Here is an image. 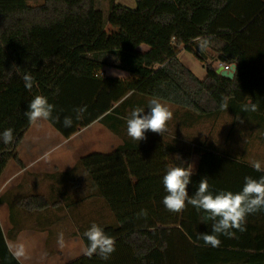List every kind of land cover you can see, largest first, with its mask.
Masks as SVG:
<instances>
[{
	"label": "trees",
	"instance_id": "obj_1",
	"mask_svg": "<svg viewBox=\"0 0 264 264\" xmlns=\"http://www.w3.org/2000/svg\"><path fill=\"white\" fill-rule=\"evenodd\" d=\"M134 1L143 34L123 48L92 53L76 48L92 45L99 35L95 0H44L34 7L0 3V133L11 128L14 137L10 144L0 142V177L9 161H18L17 148L32 125L24 114L29 102L44 96L54 105L46 121L63 139L99 123L120 140L110 153L84 155L70 170L47 176L46 196L15 203L35 215L31 230L47 233V245L57 234L52 228L59 231L70 220L74 231L68 237L80 238L84 246L93 223L115 241L108 260L83 255L66 264H264V211L247 217L245 231L219 236L214 248L199 239L211 234L202 213L190 204L172 213L162 203L167 168L189 167L191 156L198 162L190 196L202 178L216 193L238 192L246 176H264L251 166L259 161L264 168V161L249 153L264 152V0ZM201 38L210 41L203 53ZM181 50L201 63L203 80L181 63ZM216 63L235 65L233 79L216 74ZM105 68L128 78L104 77ZM25 74L34 78L31 90L25 88ZM153 98L175 109L172 121L180 128L227 118L224 146L196 141L192 151L178 147L169 121L164 136L147 131L145 140L133 141L126 117L134 108L147 113ZM244 104H256L257 111H242ZM76 108H86L79 120ZM65 117L72 119L71 127L63 126ZM16 218L11 204V227L5 235L0 227V264H19L7 246L23 229ZM23 218L31 220L30 214Z\"/></svg>",
	"mask_w": 264,
	"mask_h": 264
},
{
	"label": "rangeland",
	"instance_id": "obj_2",
	"mask_svg": "<svg viewBox=\"0 0 264 264\" xmlns=\"http://www.w3.org/2000/svg\"><path fill=\"white\" fill-rule=\"evenodd\" d=\"M116 1L118 2L119 0ZM132 2H134L135 4L134 0H132ZM42 3L39 4V2L35 1L33 6H30H39ZM103 23L106 24V32H103ZM95 26L99 32H102L99 42L112 37L114 40H116L115 44L120 45L122 43L121 41L128 38V35L134 30V18L130 14L126 15L124 12H120V14L117 15L115 14V10H109L108 6L102 3L97 10V21L95 22ZM146 49L147 48L145 46H140L141 51H144ZM178 58L185 66L189 67V69H191L196 75H198V77H200L201 72H203V74L205 73L201 63H199L189 53L181 50ZM216 65L218 66L219 64H215V67H217ZM168 108L173 114L175 109L173 107ZM169 122L170 129L168 131L169 133H171V136L175 138V140L171 138L173 139L171 141H176V145L178 147H184L188 151H192V149L196 145V141L200 143L212 142L215 145L224 146L223 139L225 136V132L230 124L228 119L224 118L217 123L206 122L203 125L196 126L191 129H184L177 127L172 119L169 120ZM27 131L29 133L24 139L22 147H24L25 144L31 141H40L43 144L44 148H46L44 150V152H46L44 155H42L43 157L41 158V164H45V166H57L56 168L59 172L66 171L69 168H72L77 160L84 155L90 153H110L120 143L118 137H116L99 123H94L91 126L81 130L78 134L72 136L68 140H64L45 120L39 121L36 124H32ZM235 150H239V148ZM249 153L255 158H259L258 160L264 161V152L262 149H251ZM197 162V157L191 156L189 166H192L193 172L196 170ZM9 164V167L5 168L2 176L0 177V187L2 186V183L6 180V178L14 173V170L12 169L18 171V174H16L15 178L13 177L11 179L12 182L5 188L4 192L2 193L5 195V200L11 201L13 203V211L17 215H19V218H16V220H19V226L23 227L22 232L20 233V240L18 241V243H16V245L22 243L25 246V255L29 257H37L40 260H42L41 258L44 256L47 259L51 258L49 261L50 263L52 262V264H64L71 259L81 257L82 250L85 247L84 244L78 237H68L69 233L71 234V232L74 231V228H72L71 226V220L70 222L62 223L60 229H58L59 231L55 230V226L52 228L54 233L57 232V234H55V238L50 239L52 241L49 245H47L46 243H44V245L41 242L40 232L38 230H31V228L35 225V223L32 222L34 221L33 217L35 215L32 214V212L15 206V203L18 199L26 197L27 195L25 194H44V184L37 183L35 190H32L30 192H28L27 190H25L24 193H16L15 190L10 191L11 188L18 183H21L23 186H25L26 189V186H28V171L22 172L19 166L16 165L13 161H9ZM84 178L86 181L85 176ZM85 186L86 185L82 186L83 195L88 193V190ZM86 207L87 206H83V208ZM79 210L83 209L80 208ZM27 214H30L31 220H27V222H25L23 217ZM1 219L6 230L11 227V223L9 221V213L8 217L6 218H3V216L1 215ZM28 233L32 234L33 236L28 237ZM60 233H63L64 238L62 247L57 243L58 235ZM36 262L41 264L42 261L36 260Z\"/></svg>",
	"mask_w": 264,
	"mask_h": 264
},
{
	"label": "clouds",
	"instance_id": "obj_3",
	"mask_svg": "<svg viewBox=\"0 0 264 264\" xmlns=\"http://www.w3.org/2000/svg\"><path fill=\"white\" fill-rule=\"evenodd\" d=\"M197 43L199 50L203 53L208 49L210 41L209 38H201ZM234 73L235 65L231 74ZM23 81L25 88L31 90L35 82L32 75L25 74ZM147 109L149 111L145 113V109L134 108L126 117L127 135L133 141L145 140L147 131L161 136H164L167 131V123L173 115L169 108L158 98H153L149 101ZM53 110L54 105L49 103L46 97L37 95L29 102L24 114L30 124H36L39 121L51 119ZM241 110L255 112L257 105L244 104ZM74 111L77 113L76 119L79 120L86 108H76ZM72 124L73 121L70 117L64 118V127H71ZM13 139L11 128L0 133V142L5 145L12 143ZM251 166L257 172L264 171L259 161H253ZM192 174V166L168 167L162 177V184L167 193L163 197L162 203L167 211L177 214L190 204L197 213H202V222H211V234L201 233L199 236L204 246L219 247L221 243L219 236L232 238L233 230L245 231L247 217L264 211V176L259 179L246 176L242 190L238 192L220 190L216 193L210 191L207 179L202 178L196 191L190 196L188 186L191 183ZM146 214V211L142 210L141 215ZM84 236L88 243L83 248L82 254L89 258L96 255L102 260H108L116 250L114 239L106 235L103 229L95 223L84 233ZM57 243L59 246H63V233L58 235ZM10 251L15 258L20 259L25 255V246L22 243L14 247L10 246Z\"/></svg>",
	"mask_w": 264,
	"mask_h": 264
},
{
	"label": "crops",
	"instance_id": "obj_4",
	"mask_svg": "<svg viewBox=\"0 0 264 264\" xmlns=\"http://www.w3.org/2000/svg\"><path fill=\"white\" fill-rule=\"evenodd\" d=\"M35 1L39 2V4H40L44 0H0V3L1 2L25 3L29 6L30 5L33 6ZM102 3L106 4V6H108L109 10H111V9L115 10V14H117V15L120 14V12H124L126 15L130 14L131 16H133V18H134V30L132 31V33H130L128 35V38L121 41L122 43L120 45H116L115 44L116 40H114L112 37H109L108 39H105L102 42H99L102 32L98 31L99 35H98L96 41L92 45H88V46L85 45V46L77 47L76 51L78 53H92V52H96V51H100V50L120 49V48H123V47L129 45L137 37H139L140 35L143 34V28H142L140 16H139V13L137 11L136 5L134 4V2H132V0H119L118 2L116 0H95V9H96L95 22L97 21V10L101 6ZM103 27H104L103 32L104 31L106 32V24L103 23ZM138 50L140 52L146 51V50L141 51L140 47L138 48ZM185 67L187 69H189V67H187V66H185ZM213 67H214V69L217 68V67H215V64ZM189 70L194 74V76L197 79H199V80L204 79L205 73L203 74V72H201L200 77H198V75H196L191 69H189ZM102 76H104V77L105 76H107V77L113 76L112 78H118L121 80H125L128 78L127 73H124V72H121V71H118L115 69L114 70L108 69V68H105L103 70ZM28 133L29 132L27 131V133L24 135L21 143L19 144V146L17 148L18 161L12 160L16 165L19 166V168L21 169L22 172L28 171V180H27L28 186H26V189H25V186H23L21 183H18V184H15L11 188L10 191L15 190L16 193L17 192L24 193L25 190H27L28 192H30L32 190H35L37 183H40V184H44V186H43L44 194H42V195L39 194V196L44 197L48 194V190L50 189V183L47 181V176H49L52 173L59 172V171L56 168L57 166H49V165L45 166V164H41L42 163L41 158L43 157L42 155L45 154L46 151L44 152V150L46 148H44L43 144L40 141H36V140L31 141V142L25 144L24 147H22L24 139L26 138ZM8 165H10V164L8 163L6 165V167H9ZM70 169L71 168H69L68 170H70ZM12 170H14L13 171L14 173L12 175L8 176L6 178V180L2 183V186L0 187V214L3 216V218L8 217L9 205L12 204V206H13V203L11 201L5 200L4 199L5 195L2 194L5 190V188L12 182L11 179L13 177L15 178L16 174H18V171H16L15 169H12ZM68 170H66V171H68ZM60 172H65V171H60ZM46 189H47V191H46ZM32 194H25V195L31 196ZM1 215H0V227H1V230L3 232V235H5L7 230L2 223ZM27 236L31 237L33 235L28 233ZM20 237L21 236L19 234L16 237V239L14 240V242L9 243L7 241V246H8L9 251H10V246L14 247L16 245V243H18V241L20 240ZM40 237H41L40 238L41 242L43 244L46 243L47 233L40 232ZM10 253L12 254V251H10ZM81 256H83V254ZM15 259L19 262V264H39L36 262V260L42 261L41 264H45V263L52 264V262L50 263V261H49L51 258L47 259L45 256L41 258L42 260L38 259L37 257L34 258V257H29L27 255H24L20 259H17V258H15ZM73 260H75V259H71L70 261H73ZM70 261H67V262L69 263ZM66 263H64V264H66Z\"/></svg>",
	"mask_w": 264,
	"mask_h": 264
},
{
	"label": "water",
	"instance_id": "obj_5",
	"mask_svg": "<svg viewBox=\"0 0 264 264\" xmlns=\"http://www.w3.org/2000/svg\"><path fill=\"white\" fill-rule=\"evenodd\" d=\"M233 66L234 65H231V68L229 71H225L222 65H218L214 71L216 74L220 75L221 77L231 80L234 77V74H231ZM235 70H236V66H235Z\"/></svg>",
	"mask_w": 264,
	"mask_h": 264
},
{
	"label": "built area",
	"instance_id": "obj_6",
	"mask_svg": "<svg viewBox=\"0 0 264 264\" xmlns=\"http://www.w3.org/2000/svg\"><path fill=\"white\" fill-rule=\"evenodd\" d=\"M219 65H222V66H223V69H224L225 71H229L230 68H231V66H228V65H223V64H219Z\"/></svg>",
	"mask_w": 264,
	"mask_h": 264
}]
</instances>
